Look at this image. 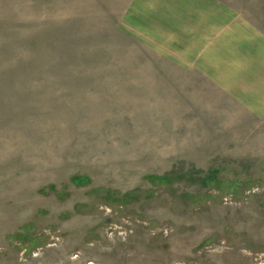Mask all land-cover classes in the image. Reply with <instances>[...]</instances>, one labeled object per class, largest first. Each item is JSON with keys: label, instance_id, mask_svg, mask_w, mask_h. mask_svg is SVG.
<instances>
[{"label": "rangeland", "instance_id": "rangeland-1", "mask_svg": "<svg viewBox=\"0 0 264 264\" xmlns=\"http://www.w3.org/2000/svg\"><path fill=\"white\" fill-rule=\"evenodd\" d=\"M224 6L263 29L264 0H0V264H264L241 46L191 37Z\"/></svg>", "mask_w": 264, "mask_h": 264}, {"label": "crops", "instance_id": "crops-1", "mask_svg": "<svg viewBox=\"0 0 264 264\" xmlns=\"http://www.w3.org/2000/svg\"><path fill=\"white\" fill-rule=\"evenodd\" d=\"M222 16L216 11L205 22L200 23L199 31L187 32V38H211L209 43H229L241 46L234 53L233 92H240L241 99L254 115L257 125H264V27L260 29L252 22L241 20L234 10L224 6ZM227 13V15H225ZM191 34V35H190ZM239 90H236L237 86Z\"/></svg>", "mask_w": 264, "mask_h": 264}]
</instances>
